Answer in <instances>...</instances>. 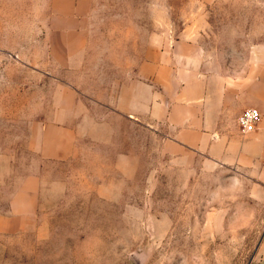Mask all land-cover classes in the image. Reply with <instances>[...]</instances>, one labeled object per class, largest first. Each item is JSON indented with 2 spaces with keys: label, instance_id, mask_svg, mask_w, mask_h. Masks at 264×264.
<instances>
[{
  "label": "rangeland",
  "instance_id": "rangeland-1",
  "mask_svg": "<svg viewBox=\"0 0 264 264\" xmlns=\"http://www.w3.org/2000/svg\"><path fill=\"white\" fill-rule=\"evenodd\" d=\"M92 2L94 40L111 61L186 27L221 59L264 38V0ZM45 15L46 0H0V213L38 165L43 184L31 225L0 233V264H264V187L248 171L177 160L141 123L81 140L73 159L39 157Z\"/></svg>",
  "mask_w": 264,
  "mask_h": 264
},
{
  "label": "crops",
  "instance_id": "crops-1",
  "mask_svg": "<svg viewBox=\"0 0 264 264\" xmlns=\"http://www.w3.org/2000/svg\"><path fill=\"white\" fill-rule=\"evenodd\" d=\"M92 4L46 0L49 85L39 109V157L73 159L81 140L97 142L100 131L141 123L163 133L177 160L190 153L214 168L248 171L264 187V38L243 57L233 58L230 50L221 59L186 27L170 40L166 32L154 33L139 56L125 48L111 61V51L94 40ZM251 106L261 116L252 131L241 133L235 117ZM42 185L39 165L23 174L0 213V233L31 225L42 208Z\"/></svg>",
  "mask_w": 264,
  "mask_h": 264
},
{
  "label": "built area",
  "instance_id": "built-area-1",
  "mask_svg": "<svg viewBox=\"0 0 264 264\" xmlns=\"http://www.w3.org/2000/svg\"><path fill=\"white\" fill-rule=\"evenodd\" d=\"M261 114L256 107L244 108L237 117V126L241 133L252 131Z\"/></svg>",
  "mask_w": 264,
  "mask_h": 264
}]
</instances>
